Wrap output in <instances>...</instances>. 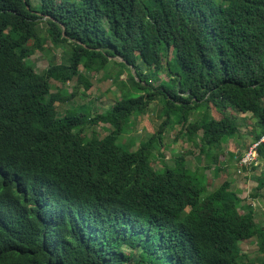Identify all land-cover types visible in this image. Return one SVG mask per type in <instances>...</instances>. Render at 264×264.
I'll return each mask as SVG.
<instances>
[{
    "label": "trees",
    "instance_id": "trees-1",
    "mask_svg": "<svg viewBox=\"0 0 264 264\" xmlns=\"http://www.w3.org/2000/svg\"><path fill=\"white\" fill-rule=\"evenodd\" d=\"M36 51L46 67L27 60ZM101 70L119 91L111 104L60 114L55 103L83 98ZM152 103L156 128L134 149L121 143ZM228 109L255 118L251 143L264 135V0H0V155L23 149L26 175L9 201L21 216L0 200V264H258L264 225L249 199L264 173L246 198L227 179L209 190L204 174L223 170L216 148L239 135ZM167 126L195 145L201 168L186 166L189 151L163 160ZM255 150L264 160V142ZM250 239L255 259L240 249Z\"/></svg>",
    "mask_w": 264,
    "mask_h": 264
},
{
    "label": "rangeland",
    "instance_id": "rangeland-1",
    "mask_svg": "<svg viewBox=\"0 0 264 264\" xmlns=\"http://www.w3.org/2000/svg\"><path fill=\"white\" fill-rule=\"evenodd\" d=\"M45 26L40 24L38 26V31L44 34ZM51 54H55L58 58L61 57L64 53L62 48L52 47L50 50ZM49 53V52H48ZM44 55H48L47 53L36 51L32 54L27 60L30 62H34L37 69L44 68L47 66L45 62ZM119 60V59H117ZM109 66H106L108 68ZM81 71L84 70L81 68ZM87 75L89 73L86 71L84 72ZM90 75H93L90 73ZM104 75V71L101 70L98 73L93 75L92 78V86L85 91V96L83 98L75 97L64 104L55 103L57 106V110L60 111V114L66 108L73 106L76 103H84V102H93L91 105L93 108H97L99 111L104 110L107 108L108 105L111 104L115 96H118L119 91L114 85V79H107L106 83L110 86L108 91H104L107 88V84L105 81L100 82L101 78ZM120 77L125 78V72L120 75ZM162 77L164 74L162 73ZM75 82H70V86L73 85ZM154 84H157L155 81ZM68 92L71 91L70 87L68 86ZM158 107V103H152L150 105V109L147 110L145 114H140L134 121L132 120L129 130L126 134L121 135L119 137V141L121 143H126V141L130 140L129 147L134 149L136 146L137 140L144 135L145 133H149L150 131L154 130L160 122V119L155 115L154 109ZM153 109V111H152ZM228 113L233 114L240 122L239 128V135H234L231 139H224L222 140L221 144L216 148V151L219 152V166L223 169L221 172L216 171V166L212 165L208 168L205 167L204 174L207 178V188L209 190L212 187H216L222 180H229L231 182V188L237 191V196L239 198H246L248 194L252 191L253 187H255L257 183V177H259L262 173H264V160L261 159L255 150V162L251 164H246V169L243 170L240 165L239 161L237 160L238 155L244 154L246 150L251 146L252 137L250 135L251 129L255 128L254 122L255 118L251 116L250 113H239L234 110L228 109ZM198 117L197 113H190V119H194ZM108 125H99L96 127V131L101 133H106L108 131ZM178 131L177 126H167L166 130L164 131V143L169 146L162 147V152L164 154V161L171 162L172 160V152H180L182 151H189L190 153L187 154L185 157L186 166L189 170H194L196 161L195 155L201 154L199 150L193 145L190 141L185 139L184 136H181L176 140L173 139L175 133ZM200 134V133H199ZM198 140V135L196 137ZM234 147V148H233ZM253 147V146H252ZM253 150V151H254ZM230 152L233 156L230 155ZM242 155L240 157H242ZM155 158V159H154ZM152 164L155 168H159L162 165V160L160 156H157L156 153L152 154L151 156ZM224 161V162H223ZM204 164V161H201ZM201 165H197L196 168H201ZM248 202V201H247ZM250 204L252 205L255 213V220L260 224L264 225V188L259 191V196L254 198L253 200L249 199ZM246 204V203H245ZM242 202V206L245 205ZM241 207V206H240ZM240 210V208H238ZM255 241L253 239L250 240H242L240 242V249L244 253H247L249 256H252L253 259L258 257L256 253L253 251ZM264 255L259 257L257 260L258 264L260 260L264 259Z\"/></svg>",
    "mask_w": 264,
    "mask_h": 264
},
{
    "label": "clouds",
    "instance_id": "clouds-1",
    "mask_svg": "<svg viewBox=\"0 0 264 264\" xmlns=\"http://www.w3.org/2000/svg\"><path fill=\"white\" fill-rule=\"evenodd\" d=\"M252 144V143H251ZM25 159V152L23 149L17 152V154L13 157L8 159L5 162L1 161L0 155V174L3 175V186H0V200L7 202L13 208L16 217L21 216L22 209L20 206L21 211H17L15 206L17 205L14 201L9 203L10 200H14L15 196L19 193L20 190L24 189L25 182H26V175L23 169V161ZM33 205L36 206L39 210L42 207V200L33 201ZM67 219L70 220V216H67ZM13 220V219H12ZM88 220L92 227V221L88 216H77L76 221L81 225L82 222ZM12 222V221H11ZM10 222V223H11ZM75 222V225H77ZM1 223L6 226L7 228L10 227V223H7L4 219L1 220ZM62 222L57 224V228L61 232V225Z\"/></svg>",
    "mask_w": 264,
    "mask_h": 264
},
{
    "label": "built area",
    "instance_id": "built-area-1",
    "mask_svg": "<svg viewBox=\"0 0 264 264\" xmlns=\"http://www.w3.org/2000/svg\"><path fill=\"white\" fill-rule=\"evenodd\" d=\"M264 142V135L259 138L258 141L251 144V146L246 150V152L242 155L239 160V165H246L254 163L256 160L255 150L254 148L258 145V143ZM253 146V147H252ZM254 150V151H253Z\"/></svg>",
    "mask_w": 264,
    "mask_h": 264
}]
</instances>
